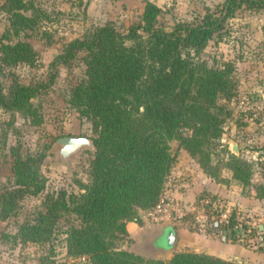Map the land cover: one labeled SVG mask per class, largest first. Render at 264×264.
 <instances>
[{
  "label": "trees",
  "instance_id": "obj_1",
  "mask_svg": "<svg viewBox=\"0 0 264 264\" xmlns=\"http://www.w3.org/2000/svg\"><path fill=\"white\" fill-rule=\"evenodd\" d=\"M3 8L10 14L11 31L0 39V62L33 64L37 54L31 44L10 41L35 26L36 18L24 13L33 7L24 0H5ZM239 10H264V0H223L194 21L166 30L157 26L160 7L147 0L141 22L127 33L106 22L64 43L49 63L46 82L25 84L13 77L5 86L0 81V108L25 113L31 100L50 88L58 67L82 54L85 77L68 103L95 130L89 180L79 182L78 193L48 196L36 223L20 227L23 241L49 240L57 218L67 213L79 220L65 231L67 254L87 255L89 264H238L195 251H175L166 261L120 245L129 238L126 222L141 224L139 211L153 207L163 193L175 160L170 142L178 140L179 149L203 166L209 158L205 148L220 139L229 113L218 99L235 95L233 66H209L198 55ZM12 156L16 187L3 196L4 216L16 199L44 188L39 159L17 151ZM226 167L243 186L251 182L252 166L240 156L231 153ZM262 190L261 198L264 185Z\"/></svg>",
  "mask_w": 264,
  "mask_h": 264
},
{
  "label": "rangeland",
  "instance_id": "obj_2",
  "mask_svg": "<svg viewBox=\"0 0 264 264\" xmlns=\"http://www.w3.org/2000/svg\"><path fill=\"white\" fill-rule=\"evenodd\" d=\"M24 1L33 7L24 13L32 15L37 22L33 28L12 36L10 41H28L36 51V61L33 64L18 63L11 66L0 62V81L5 86L13 77L25 84L46 82L49 78V63L60 53L64 43L75 37H82L95 26L112 22L119 32L127 33L130 27L141 22L147 0ZM150 1L161 9L157 26L166 30H170L177 22H192L207 9H214L223 2ZM4 2L5 0H0V39L7 30L11 31L10 14L3 8ZM198 56L209 66L232 64L235 95L230 100L222 97L218 99V103L225 105L229 114L223 121L220 139L205 148L209 153L205 165L201 166L199 159L192 157L186 150L179 149L178 140L170 142L175 160L162 194L172 198L184 212L182 218L173 222L176 229H204L217 235L210 227V222L213 215L221 210H227L233 219L252 227L254 230L245 232L243 240L234 241L246 250V255L233 260L238 264H264V245L257 244L256 237L259 231L264 238V197H259L263 194L264 185V10H239L234 17L228 19L222 31L214 34ZM84 70L82 54H79L69 64L58 67L50 88L33 98L25 113L0 108L1 259L11 262L17 258L20 264H68L70 259L81 256L68 255L66 249L65 231L79 223L74 214L65 213L57 218L49 240L23 241L19 229L24 224L36 223L39 213L46 211L44 201L48 196L55 197L63 191L67 194L78 193L81 191L80 183L89 180V164L94 148H82L68 162H62L57 159V148L54 147L55 140L61 136L80 135L92 141L95 134L92 122L80 118L76 109L68 103L73 87L85 77ZM243 97L252 103V109L244 111L239 107V101ZM182 133L189 134L190 130L182 129ZM233 142L238 145L237 154L230 149ZM16 151L21 156L33 155L39 159L44 188L36 195L26 194L16 199L10 213L4 216L3 196L16 187L12 156ZM231 153L252 166L251 182L246 186L235 179L232 171L226 167ZM209 174L216 176L212 178L221 183L224 191H231L228 192L230 197L207 191L203 185ZM239 193L248 198L255 193L259 198L251 204V212L244 205L241 213H237L239 206L234 199ZM203 197L215 201L218 208L215 210L201 202ZM146 209L139 211L141 224L148 221L141 216ZM170 230L172 228L164 230L163 241H169ZM147 241L138 238L134 243L131 238H126L120 246L135 253H147L148 257H157V253L149 245L150 240ZM175 251L181 250L173 249L172 255ZM161 258L170 260L165 253Z\"/></svg>",
  "mask_w": 264,
  "mask_h": 264
},
{
  "label": "crops",
  "instance_id": "obj_3",
  "mask_svg": "<svg viewBox=\"0 0 264 264\" xmlns=\"http://www.w3.org/2000/svg\"><path fill=\"white\" fill-rule=\"evenodd\" d=\"M203 186L206 187L207 191L211 192L212 194H224V196L228 197L231 196L229 194L231 191L229 192L228 189L224 191V189H222L221 187V183H217L210 176L205 177ZM258 200L259 198L256 197L255 193L251 194L249 198L242 196L241 193H239L238 197H235L234 199V202L237 203V205L240 207H238L237 213H241L240 210L244 205H247L249 208L246 207V210L251 212V204H254L255 201ZM170 228H172L173 230V243L171 246L173 249L179 248L181 251L194 250L228 260L236 259L240 256L246 255V250L243 249L239 243L231 241L229 239H224L223 237L216 234H211L204 229H176L173 222L158 224L149 221H143V224H138L135 221L126 222V230L129 234V238H131L134 243L138 238L144 240V242L150 240L149 245L156 253H158V249H161L163 247V244L158 242V236H163L164 230H168ZM136 253L149 256L147 253L143 252ZM0 264L20 263L17 258H14L13 260H11V262L0 258Z\"/></svg>",
  "mask_w": 264,
  "mask_h": 264
},
{
  "label": "built area",
  "instance_id": "obj_4",
  "mask_svg": "<svg viewBox=\"0 0 264 264\" xmlns=\"http://www.w3.org/2000/svg\"><path fill=\"white\" fill-rule=\"evenodd\" d=\"M239 107L244 111L252 109V103L248 101L246 97H243L239 101ZM206 205L212 206L215 210L219 205L212 199L203 197L201 200ZM184 215L181 208L177 207L173 202V199L167 195L161 194L158 202L151 208L146 209L141 213V216L152 223H165L174 222L175 219H180ZM210 227L217 235L223 237L224 239H229L231 241H241L245 235V232H252L254 229L252 227H247L243 225L241 221L235 220L229 214L227 210L220 211L216 215H213ZM257 244L260 246L264 245L263 236L257 231ZM68 264H89V257L86 255H81L74 259H70Z\"/></svg>",
  "mask_w": 264,
  "mask_h": 264
},
{
  "label": "water",
  "instance_id": "obj_5",
  "mask_svg": "<svg viewBox=\"0 0 264 264\" xmlns=\"http://www.w3.org/2000/svg\"><path fill=\"white\" fill-rule=\"evenodd\" d=\"M54 147L57 148L56 157L58 160L62 162H68L72 156L77 154L82 148H90L93 149V143L90 138L85 136H73V135H66L58 137L55 140ZM231 151L235 154L238 153V145L237 143L233 142L231 147ZM169 230V229H168ZM170 238L169 241H163V236H158V242L163 244L161 249H158L157 257L161 258L163 254H166V258H170L172 255L173 248V230H170Z\"/></svg>",
  "mask_w": 264,
  "mask_h": 264
},
{
  "label": "flooded vegetation",
  "instance_id": "obj_6",
  "mask_svg": "<svg viewBox=\"0 0 264 264\" xmlns=\"http://www.w3.org/2000/svg\"><path fill=\"white\" fill-rule=\"evenodd\" d=\"M73 136H80V135H73Z\"/></svg>",
  "mask_w": 264,
  "mask_h": 264
}]
</instances>
